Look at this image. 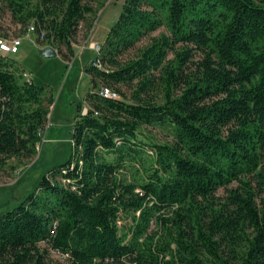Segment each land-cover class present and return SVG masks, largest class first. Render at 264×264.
I'll return each instance as SVG.
<instances>
[{"label":"trees","instance_id":"trees-1","mask_svg":"<svg viewBox=\"0 0 264 264\" xmlns=\"http://www.w3.org/2000/svg\"><path fill=\"white\" fill-rule=\"evenodd\" d=\"M0 1L66 60L104 0ZM101 62L70 158L0 212V264H264V0H126ZM24 70L0 55V170L38 154L55 103Z\"/></svg>","mask_w":264,"mask_h":264},{"label":"rangeland","instance_id":"rangeland-1","mask_svg":"<svg viewBox=\"0 0 264 264\" xmlns=\"http://www.w3.org/2000/svg\"><path fill=\"white\" fill-rule=\"evenodd\" d=\"M126 0H104L101 6L94 4L96 13L89 16L91 25L82 23L80 32L73 44L76 51L74 56L66 60L62 56L45 58L39 54L48 44L40 41L36 35H27L26 27L16 23L8 8L0 1V35L24 37L20 52L12 56L28 72L39 86L49 87L54 95L55 103L50 108L49 122L42 143L38 148V154L32 160L9 161L4 170H0V212L13 210L19 204L26 201L31 192L39 183L40 179L49 170L65 163L72 154V131L74 122L79 113L80 105L86 112L84 99L88 92L96 89L93 86L91 76L88 74L90 62L96 53L90 48V43L101 46L105 44L107 35L115 25L122 12ZM168 34L166 27H161L156 32L144 38L138 44V50L149 45L152 37ZM179 47V46H178ZM67 53L66 50H63ZM137 50L126 54V58L134 57ZM201 57L196 53L195 61ZM171 54L169 59H173ZM72 64V65H71ZM69 65V66H68ZM99 88V87H97ZM122 91L131 95V90L122 87ZM158 97L162 99V92L158 90ZM160 99V100H161ZM145 138L157 143L171 141L169 130L164 127L144 128ZM49 177H53L49 174ZM235 187L236 184L231 185ZM38 194L40 191L37 192ZM224 191H220L223 195ZM51 259L63 261L59 254L52 253Z\"/></svg>","mask_w":264,"mask_h":264},{"label":"built area","instance_id":"built-area-1","mask_svg":"<svg viewBox=\"0 0 264 264\" xmlns=\"http://www.w3.org/2000/svg\"><path fill=\"white\" fill-rule=\"evenodd\" d=\"M27 35H36L41 40H44L46 37V34L44 31L40 32L37 27L32 24L29 26L27 30ZM24 37H13V36H5L0 35V55L2 56H14L17 55L20 52V48L23 44ZM90 48L95 51L96 56L95 58L90 62L89 67H95L98 69H101L103 67L101 62V52H102V46L96 43H90ZM23 78L28 81L32 82V73L28 72L27 70L23 71ZM99 94L105 98L110 99H118L119 95L112 90L109 87L103 86L99 90Z\"/></svg>","mask_w":264,"mask_h":264},{"label":"water","instance_id":"water-1","mask_svg":"<svg viewBox=\"0 0 264 264\" xmlns=\"http://www.w3.org/2000/svg\"><path fill=\"white\" fill-rule=\"evenodd\" d=\"M39 54L42 56V57H45V58H48V59H51V58H56L59 56L58 54V51L53 48V47H46L44 49H40L39 50ZM81 107V105H80ZM85 114V112H84Z\"/></svg>","mask_w":264,"mask_h":264},{"label":"crops","instance_id":"crops-1","mask_svg":"<svg viewBox=\"0 0 264 264\" xmlns=\"http://www.w3.org/2000/svg\"><path fill=\"white\" fill-rule=\"evenodd\" d=\"M17 61V60H16ZM18 62V61H17ZM72 65V64H71Z\"/></svg>","mask_w":264,"mask_h":264}]
</instances>
